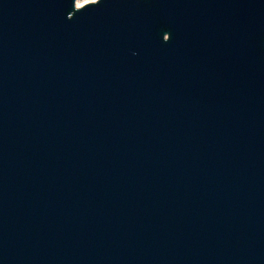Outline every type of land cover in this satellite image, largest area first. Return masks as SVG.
<instances>
[{"label": "water", "instance_id": "water-1", "mask_svg": "<svg viewBox=\"0 0 264 264\" xmlns=\"http://www.w3.org/2000/svg\"><path fill=\"white\" fill-rule=\"evenodd\" d=\"M0 264H264V0H0Z\"/></svg>", "mask_w": 264, "mask_h": 264}, {"label": "rangeland", "instance_id": "rangeland-1", "mask_svg": "<svg viewBox=\"0 0 264 264\" xmlns=\"http://www.w3.org/2000/svg\"><path fill=\"white\" fill-rule=\"evenodd\" d=\"M95 1L96 0H77V8L83 6V5L87 4V3L95 2ZM78 2H80V4H81L80 6H78Z\"/></svg>", "mask_w": 264, "mask_h": 264}, {"label": "bare ground", "instance_id": "bare-ground-1", "mask_svg": "<svg viewBox=\"0 0 264 264\" xmlns=\"http://www.w3.org/2000/svg\"><path fill=\"white\" fill-rule=\"evenodd\" d=\"M81 4H80V2H78V6H80Z\"/></svg>", "mask_w": 264, "mask_h": 264}]
</instances>
